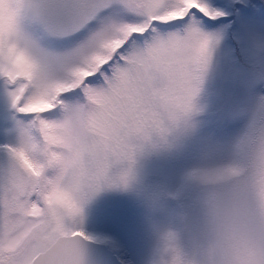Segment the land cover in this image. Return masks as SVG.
<instances>
[{"label": "snow or ice", "instance_id": "1", "mask_svg": "<svg viewBox=\"0 0 264 264\" xmlns=\"http://www.w3.org/2000/svg\"><path fill=\"white\" fill-rule=\"evenodd\" d=\"M222 15L204 0H0V98L42 129L61 111L90 105L106 158L95 177L99 187L107 160L131 165L134 140L163 135L192 113L219 42L204 28ZM37 74L49 83L36 85ZM47 139L57 142L54 134ZM238 150V161L213 178L241 177L234 190L244 196V168L256 164L264 174V102ZM7 151L10 161L0 169V264H39L32 239L46 230L49 201L39 177L26 178L19 149Z\"/></svg>", "mask_w": 264, "mask_h": 264}, {"label": "rangeland", "instance_id": "2", "mask_svg": "<svg viewBox=\"0 0 264 264\" xmlns=\"http://www.w3.org/2000/svg\"><path fill=\"white\" fill-rule=\"evenodd\" d=\"M204 3L224 15L204 28L219 42L192 113L163 135L152 133L134 141L136 153L127 180L84 207L86 236L107 245L127 264H157L161 242L170 233H178L186 249L194 245L200 193L188 176L237 162L238 145L264 102V3ZM18 121L30 118L0 98V169L10 161L7 148L16 144Z\"/></svg>", "mask_w": 264, "mask_h": 264}, {"label": "clouds", "instance_id": "3", "mask_svg": "<svg viewBox=\"0 0 264 264\" xmlns=\"http://www.w3.org/2000/svg\"><path fill=\"white\" fill-rule=\"evenodd\" d=\"M25 71L32 75L35 69ZM34 83L44 86L49 81L37 74ZM93 111L90 105L61 111L44 129L33 120L19 125L15 146L21 166L29 181L39 177L40 191L49 201L46 230L32 239L39 264H88V239L73 235L84 233V207L106 189L120 185L119 177L131 169L127 161L109 159L107 179L95 187L106 158L100 150L102 138L91 124ZM50 134L56 136V143L49 142ZM214 171L195 170L188 176L200 193L194 245L186 249L178 233L166 235L157 264H264V174L256 164L244 168L241 175L249 184L241 196L234 190L241 177L215 179Z\"/></svg>", "mask_w": 264, "mask_h": 264}, {"label": "water", "instance_id": "4", "mask_svg": "<svg viewBox=\"0 0 264 264\" xmlns=\"http://www.w3.org/2000/svg\"><path fill=\"white\" fill-rule=\"evenodd\" d=\"M114 259L106 247L87 241L88 264H118Z\"/></svg>", "mask_w": 264, "mask_h": 264}, {"label": "flooded vegetation", "instance_id": "5", "mask_svg": "<svg viewBox=\"0 0 264 264\" xmlns=\"http://www.w3.org/2000/svg\"><path fill=\"white\" fill-rule=\"evenodd\" d=\"M250 1H252V0H250Z\"/></svg>", "mask_w": 264, "mask_h": 264}]
</instances>
